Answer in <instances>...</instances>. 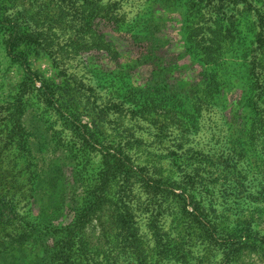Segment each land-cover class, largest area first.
<instances>
[{
  "label": "rangeland",
  "instance_id": "obj_1",
  "mask_svg": "<svg viewBox=\"0 0 264 264\" xmlns=\"http://www.w3.org/2000/svg\"><path fill=\"white\" fill-rule=\"evenodd\" d=\"M151 1L15 0L9 11L27 13V20L32 18L38 31L43 32L46 53L31 59L32 70L49 79L57 73L60 77L55 82L65 78L78 89L79 104L74 110L75 115L80 113L82 126L98 127L102 132L99 139L107 147L122 149L135 166L144 168L147 177L166 184L159 190L161 196L154 197L150 186L137 179L130 200L139 242L124 244L119 229H105L101 235L108 236L110 244L105 246L109 259L102 264H264L263 117V122L256 120L252 127L248 116L241 115L239 126L233 125L223 117L221 106L212 102L184 129V122L175 111L150 109L151 105L163 106L165 89L182 90L204 70L200 61L203 54L192 56L182 44V1L169 0L160 5H152ZM189 1L193 13L186 16V22L195 29L199 52L211 38L207 30L216 29L213 20L217 10L208 0ZM254 2L251 7L240 5L229 13L230 33L223 32L228 37L223 60L219 67H211L224 85H232L244 76L246 63L237 50L241 43L254 40L252 34L259 32L261 24L264 27V20L257 16L259 11L264 12V0L258 5ZM137 34L150 37L135 44ZM242 36L246 37L243 41ZM3 40L0 35V102L9 84L21 82V70L8 62ZM262 53V49H257V56L262 57ZM29 104L36 118L52 122L46 124V130L53 142L66 136L70 145L74 140L84 143L78 125H71L58 115L53 118L50 108L35 97ZM226 108L229 110L230 106L226 104ZM240 126L251 130V134L241 133ZM253 129L256 131L252 133ZM1 132L0 148L8 170L7 180L11 182L2 187L26 215L29 199L34 200L38 185L34 175L41 162L37 154L29 152V136H24L19 146L7 129ZM82 149L84 160L99 173L101 154L91 152V145L85 144ZM113 163L111 159L109 173L116 170ZM108 171L105 165V174ZM174 183L172 191L169 188ZM197 208L203 221L199 220L200 214L193 213ZM110 219L113 220L112 215L106 219L105 227L111 224ZM66 223H70L69 215ZM152 223L159 228L157 237L150 230ZM202 223L213 226V235L206 237ZM245 225H251L250 230L257 235L247 241L249 249L239 251L242 247L227 234L241 232ZM50 245L49 241L44 249Z\"/></svg>",
  "mask_w": 264,
  "mask_h": 264
},
{
  "label": "trees",
  "instance_id": "obj_2",
  "mask_svg": "<svg viewBox=\"0 0 264 264\" xmlns=\"http://www.w3.org/2000/svg\"><path fill=\"white\" fill-rule=\"evenodd\" d=\"M180 1V6L184 7V12H179L183 47L192 56L203 54L200 61L204 70L198 74L194 83L182 90L168 92L165 89V97L161 99L163 106L151 105L150 109H160L165 113L175 111L174 113L182 118L184 129H188L212 102L216 103L217 107L221 106L223 117L233 125L242 121L241 115L248 116L252 127L256 120L261 121L262 117L264 120V114H259L260 110L264 109V53L261 54L262 57L256 54L257 49L264 51L262 24L259 32L252 34L254 40L238 43L240 48L237 53L246 63L244 76L239 81L224 85L219 74L211 69L219 67L223 60L222 51L228 39L223 32L228 35L230 33L229 13L240 5L251 7L252 0H208L214 6L213 10H217L213 20L216 29L207 30L211 38L199 52L195 29L186 22V16L193 13L190 1ZM260 1L255 0L254 3L258 5ZM14 2L15 0H0V35L4 39L8 62L21 70V82L15 86L9 84L7 92H2L5 97L0 102V135L3 128L7 129L9 137L19 146L23 143L24 136H29L30 140L26 145L30 153L38 155L41 167L34 175L38 185L34 200L29 199V212L25 215L17 200H12L2 187L11 182L7 180L8 170L0 148V264H102L109 259L105 245L108 247L110 242L107 235H101L105 229H119L124 235V244L131 246L139 242L136 238L135 212L130 200L137 179H143L150 186L154 197L161 196L159 190L166 184L161 179L147 177L143 172L144 168L135 166L122 149L107 147L99 139L101 131L92 125L94 121H91L92 127L89 124L82 126L83 123L78 118L80 113L75 115L74 110V106L79 104L78 89L76 90L73 84H68L69 80L64 78L57 83L55 81L59 79V74L55 73L51 79L42 78L38 72L32 70L31 59L46 53L42 44L43 32L38 31L32 18L31 23L29 17L27 20V13L17 11L15 14H9ZM166 2L169 0H152L151 4L160 5ZM259 9L263 10V6ZM263 14L261 11L257 14L260 21L264 20ZM149 37L150 34H137L134 36V43L147 41ZM245 39V36L240 38L241 41ZM208 61H212V64ZM37 84H40L39 88H36ZM33 97L50 108L53 118L58 115L71 125H78L84 143L74 140L70 145L66 136L53 142L46 130L49 127L46 124L52 122L39 116L37 119L29 107ZM226 104L227 107L230 106L229 110ZM167 105L174 107V110H170ZM233 106L235 111L232 110ZM44 121L46 126L41 124ZM239 129L241 133L251 134V130H244L241 126ZM253 131L256 130L253 129L252 133ZM85 144L91 145V152L101 154L102 167L97 174L82 156V147ZM111 159L114 160L116 168L114 173H109ZM105 165L109 167L107 174ZM173 186L176 184L169 188L172 191L175 190ZM184 210H187V205ZM193 213L200 214L199 220L203 221L200 208L194 209ZM68 215L69 224L66 223ZM110 215L113 220L110 219L109 222L115 224L105 227V221ZM201 225L206 237H209L213 226L208 224L206 227L203 223ZM250 226L245 225L241 232L227 234L229 239L235 240L239 247H242L239 251L249 249L247 241L252 235H257L250 230ZM101 227L102 230H99ZM150 230L154 231V237L158 236L159 228L155 223H152ZM49 241L51 245L45 250L44 247Z\"/></svg>",
  "mask_w": 264,
  "mask_h": 264
}]
</instances>
